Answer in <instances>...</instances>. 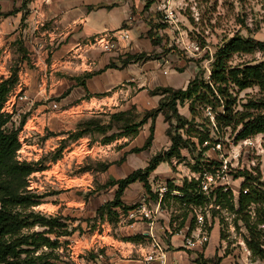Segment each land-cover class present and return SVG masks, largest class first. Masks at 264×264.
Instances as JSON below:
<instances>
[{
    "label": "rangeland",
    "instance_id": "rangeland-1",
    "mask_svg": "<svg viewBox=\"0 0 264 264\" xmlns=\"http://www.w3.org/2000/svg\"><path fill=\"white\" fill-rule=\"evenodd\" d=\"M134 4V14L140 15L137 19L132 18L130 22L137 25L135 38L133 40L130 37V43L124 49L116 48L115 43L112 48L115 53L110 62L114 69H120L129 64L159 60L163 74L186 76L188 79L182 88L172 87L173 89H185L188 82L196 76L208 82L217 59V51L232 37L237 35L264 43V0H134ZM142 22L146 24L145 28ZM88 39L77 44L74 51L85 56L86 52L92 50L85 44ZM18 40H13V47L6 51L3 62L1 60L4 68H0V82L5 79L15 81L24 67L23 64L34 67L22 39ZM132 56L133 59L125 66L121 65L123 60H129ZM43 57L44 62H49V52ZM222 61L229 68L253 66L264 62V48L254 47V50L248 53H232ZM132 92L130 95H134V91ZM230 93L234 98L231 107L233 120L245 118L246 121L248 118L264 114V89L258 85H251L243 90L231 85ZM59 98L52 99L50 106L53 110V105L57 106ZM119 98L112 110L102 108V111L96 114H88L78 119L73 130L58 133L45 130L43 137L37 139L31 133L32 123H28L25 128L23 126L28 113L23 111L25 105L18 107V104L26 101H15L13 105L12 101L4 103V112L7 110L6 113L11 116L13 127L21 125L18 139L23 141V146L19 151L34 166V171L27 178L26 190L35 196L32 199L37 204L21 210L22 214L31 215L27 220V224L31 225L24 228L21 234L35 237V234L49 230V227L41 226L42 219L50 223L56 220L52 228L53 233L43 235L50 242H54L53 247H21L27 250V253L20 255L21 260L27 255L23 263L112 264V243L119 245L112 238L121 241L142 240L146 243L143 236L134 235L146 229L145 222L136 219L124 220L123 216L127 210L143 201L148 204L150 202L151 205L155 203L158 199V187L167 185V181L178 187H182L184 181H196V186L199 187L203 173L216 174L218 181L215 189L221 188L222 192L231 190V199L227 196L219 203L216 202L213 189L207 193L200 191V204H188L175 200L173 197L179 196V193L172 190L171 196L164 195L161 198L163 201L160 200V214L157 220L162 225L166 224L170 232H176L181 222L182 227L189 229L192 226L194 229L198 225L197 217L201 216L202 230L212 227L218 229L221 255L228 258L225 264H264L247 248L245 240L248 238V232L242 222V215L246 213L250 215L251 221H254L255 208L264 207V204H250L238 212L239 195L241 192H247V189L243 190L244 177L239 176L240 172H249L255 178L251 186L260 187L264 191V132L238 139L237 132L241 125L234 129L233 123L224 126L216 121L215 115L221 114V107H205L195 102V114H191L189 100L182 104L176 103L177 113L181 118L176 121L167 99L160 100L155 108L161 104L160 108L168 116V120L165 121L162 112L157 113L156 117H162L166 132L170 130L172 134H181L185 139L188 138V130L192 136L191 141L197 143L196 135L206 137L207 141L201 146H196V149L181 148L178 158L163 162L162 167L149 175L150 191L144 188L142 182L136 181L123 191L120 201L124 207H112L108 205L115 194L112 191L113 182L136 169L144 168L148 163L143 159L147 154L141 151L133 152L131 149L143 145L152 123L150 118L147 119L134 138L117 136L112 142L106 143L108 136L123 132L120 128L123 123L120 122L119 127H116L111 114L134 108L133 120L139 121L143 116L147 118L154 110H140L130 105L125 110L119 109V104L123 103L122 97ZM79 112L80 108L71 110L69 114L77 115ZM90 119L100 121L101 126L106 127L105 131H97L92 127L83 131L84 135L80 136L87 140H82L81 146L77 147L79 144L74 143L78 139L76 134L83 123ZM8 126H11L10 123ZM56 135L59 136L58 139L53 138L52 144L44 147V139ZM32 139L41 144L36 142L32 146ZM167 139L168 149L171 142L169 137ZM204 146H208V149L200 151ZM67 147L70 149H65ZM163 151L165 150L159 152ZM193 166L200 170V173L193 171ZM114 188L116 190L117 185ZM257 228L260 230V242H263L264 248V225H258ZM93 231L101 235L94 237V240L100 241L98 244L84 240ZM60 232H67L69 235L57 236ZM35 257L40 259H34ZM132 258H135V255ZM220 259L215 255L207 260L201 259L200 262L221 264Z\"/></svg>",
    "mask_w": 264,
    "mask_h": 264
},
{
    "label": "crops",
    "instance_id": "crops-1",
    "mask_svg": "<svg viewBox=\"0 0 264 264\" xmlns=\"http://www.w3.org/2000/svg\"><path fill=\"white\" fill-rule=\"evenodd\" d=\"M134 5V0H0V68H4L2 62L5 53L16 38L18 41L22 39L27 55L33 60L31 64L34 67L23 64L11 94L19 92L26 97V102L18 104V107L25 105L23 111L28 115L23 126L25 128L28 123L33 124L31 133L36 136L35 139L43 137L45 130L53 133L69 132L81 117L96 114L102 108L112 110L119 97L123 99L119 109L125 110L130 105L140 110H150L156 107L161 96L152 95L149 90L156 87L182 88L187 82L186 76L163 74L159 60L129 64L120 69H104L115 53L112 48L92 49L85 56L74 51L80 42L102 33L117 34L126 30L134 40L137 25L130 22L132 18L140 16L134 14ZM142 24L145 28L146 24ZM115 43L116 48L124 49L130 42L118 40ZM48 52L49 62H44L43 56ZM84 74L91 75L85 78ZM132 91L134 95H130ZM54 97L60 98L56 103L59 108L56 106L53 110L50 103ZM78 108L79 114H69ZM165 130L162 117L157 116L151 144L141 151L147 154L143 157L145 162L162 149L167 150L169 143ZM58 137L45 138L44 147ZM35 139H32V146L37 142ZM82 140L87 139L80 137L74 142L79 144L77 147L81 146ZM114 187L113 184L112 191L115 193ZM158 214L159 210L152 221L145 222V230L134 234L143 236L146 243L142 240L121 241L112 238L119 244L116 246L112 243V264H144L142 256L150 250L151 240L158 241L164 248L163 264H201V259L207 260L215 255L221 258V264L226 263L228 258L221 255L220 236L216 227L206 231L208 242L203 246L187 248L184 238L191 235L194 229L189 230L184 226L176 232H170L166 224L162 225L157 220ZM95 235L101 236L93 231L84 240L98 244L100 241L94 240ZM133 255L135 258H132ZM151 264L158 262L153 261Z\"/></svg>",
    "mask_w": 264,
    "mask_h": 264
},
{
    "label": "trees",
    "instance_id": "trees-1",
    "mask_svg": "<svg viewBox=\"0 0 264 264\" xmlns=\"http://www.w3.org/2000/svg\"><path fill=\"white\" fill-rule=\"evenodd\" d=\"M254 47L263 49L264 43L252 39H244L236 35L229 39V41L217 51V59L213 64V69L208 82H205L203 78L196 76L188 82L185 89L156 87L151 90L150 93L152 95L161 96V101L167 99L170 107L169 109L176 121H180L181 119L177 113L176 103L179 102L182 104L184 101L189 100V112L191 114H195V102H198L200 106L203 105L205 107L209 105L213 107H221V114L216 113L215 115L216 121L218 123H223L224 126H229L233 123L235 126L234 129H236L238 125H241L240 130L237 132L238 139H244L248 136L262 133L264 132V114L254 116L251 119L248 118L246 121L245 118H240L241 120H233L234 115L232 114L231 107L234 98L232 93H230V88L232 85L238 90H243L251 85H258L260 88L264 89V62L253 66H244L242 68H229L226 67L225 63L222 61L224 57H227L232 53H248L254 50ZM134 56L128 58L129 60H123L121 65L125 66ZM113 67L114 66L110 62L105 66V69ZM90 75L91 74H84V77L86 78ZM16 82L17 79H15V81L5 79L0 82V264H24L23 262L26 261L27 255L23 260L20 259V255L22 253H27V250L21 249L23 246H32L34 248L39 246L53 247L54 242H50V240L43 235L53 233L52 228L55 225L54 223H56V220H53V223H50L42 219V223H40L41 226H47L49 227V230L35 234L36 238L33 235L21 234V231L24 228L31 225L27 224V220L31 218V215L22 214L21 210L34 206L37 203L32 199L35 196L26 190L27 178L34 171V166L30 162L17 160V151L21 147L18 139L21 125L17 128L13 127V124L10 121L11 116L2 111L4 103L13 91ZM160 105L161 104H159L158 108H154L147 118L143 116L139 121L133 120L132 114L134 108L112 113V122H115L116 127H119V123L122 122L123 124L120 128L123 132L121 134H112L108 136L105 142H112L117 136L136 137L140 127L150 118L152 124L150 126L149 135L141 147L132 148L131 151L139 152L147 149L153 138V121L157 113L162 112L165 121L168 120V116L160 108ZM262 110L264 111V109ZM9 123L11 126H8ZM91 127L101 132L105 131L106 128L105 126H101L100 121L98 120H87L79 128V132L76 134V139L81 137V134L85 133L83 131H86ZM186 133L188 138L183 139L181 134H172L170 130H167L166 135L171 142L169 148L153 155L144 168L136 169L126 177L115 180L113 184L117 185V189L114 198L108 206H123L120 201L123 191L127 186L136 181L142 182L144 188L150 191L148 177L160 163L168 162L172 158H178L181 148L186 147L189 149V147H192L196 149V146H201L204 141H207L206 137L196 135L197 143H195L194 141H191L192 136L189 135L188 130ZM206 149H208V146L201 147L200 151H205ZM192 170L200 173V170H197L194 166L192 167ZM239 176L244 177L242 187H244L243 190L247 189V192L245 194L241 192L239 195L238 212H241L250 204H264V191L260 187L251 186V182H254L255 178L249 172H240ZM196 185V181L190 183L184 181L183 186L178 187L173 186L170 181H167V188L169 191L164 195L165 197L171 196L170 192L175 190L179 193V196L173 197L175 200L182 203L186 202L188 204H200L199 200H202V194L199 187ZM213 192L215 195V201L218 203L227 196L230 199L232 197V192L229 189L222 192L221 188H219L215 189ZM161 201H163V199ZM254 213V221H251L249 214L246 213L242 215V222L248 232V238L245 240V243L252 255L264 262L263 242H260V230L257 228L258 225H264V207L255 208ZM57 225L59 224H56V226ZM181 227L182 222L177 229H180ZM192 228L193 227L190 226L189 230ZM209 230L210 228L206 231ZM56 235L63 236L69 235V233L60 232ZM34 259L40 258L35 257Z\"/></svg>",
    "mask_w": 264,
    "mask_h": 264
},
{
    "label": "built area",
    "instance_id": "built-area-1",
    "mask_svg": "<svg viewBox=\"0 0 264 264\" xmlns=\"http://www.w3.org/2000/svg\"><path fill=\"white\" fill-rule=\"evenodd\" d=\"M130 34L126 30H122L117 34L114 33H104L101 35L92 36L89 38L85 44L88 45V49L101 48L102 50H110L114 48V44L118 40L129 41ZM77 55V54H75ZM9 99H7L6 104L10 101L11 105L16 101H24L26 97L22 94H10ZM53 107H56L54 104ZM4 111V108L2 109ZM7 112V110H5ZM21 147L23 146V141L19 140ZM20 147V148H21ZM17 160L29 162L25 156H23L21 151H17ZM203 175V180L200 182L199 190L203 193L211 192L215 189L218 181V176L216 174H201ZM202 177V176H201ZM169 190L167 185L162 184L158 187L156 193L158 199L151 205L145 201L137 204L134 208L127 210L126 215H124V220L136 219L141 222H150L156 216L157 211L160 209V200L165 193ZM197 224L194 228V232L191 235H186L184 238V246L187 248H192L193 246H203L208 242V234L206 230L201 229L202 218L201 216L197 217ZM132 225V224H131ZM129 225V226H131ZM143 257L144 264H151L153 261H157L158 264H163L164 261V248L156 240H151L150 250L145 253Z\"/></svg>",
    "mask_w": 264,
    "mask_h": 264
}]
</instances>
